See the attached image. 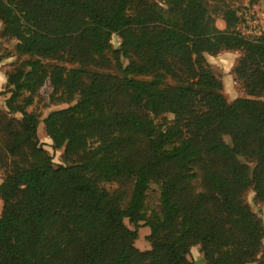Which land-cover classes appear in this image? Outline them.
<instances>
[{
	"label": "trees",
	"instance_id": "trees-1",
	"mask_svg": "<svg viewBox=\"0 0 264 264\" xmlns=\"http://www.w3.org/2000/svg\"><path fill=\"white\" fill-rule=\"evenodd\" d=\"M171 11L174 24L154 0H0V64L19 59L0 91V264H198L194 247L206 264H264L246 196L264 203V33L243 32L233 0ZM234 49L246 95L229 99L208 54ZM46 86L70 104L44 115Z\"/></svg>",
	"mask_w": 264,
	"mask_h": 264
},
{
	"label": "rangeland",
	"instance_id": "rangeland-1",
	"mask_svg": "<svg viewBox=\"0 0 264 264\" xmlns=\"http://www.w3.org/2000/svg\"><path fill=\"white\" fill-rule=\"evenodd\" d=\"M176 0H154V6L159 9L168 19V21L172 24L176 23L178 20V14L173 13L171 10L173 8L174 3ZM235 4L240 7L241 13L243 15V23L240 25L243 32L247 34H262L264 33V0H261L259 3L253 5L250 3V0H233ZM218 24L221 27L225 26V21L221 18L218 19ZM2 30V23H0V33ZM113 43L116 47L120 46L121 38L115 34L113 37ZM242 52L240 50H224L219 54H208L209 61L215 66L218 73L224 80L225 88L224 93L227 98L232 99L238 96L246 95L243 87L236 79V75L234 73V67L237 64L239 57L241 56ZM19 60L16 56L7 59L5 62L0 64L1 69L5 68V66L9 65L10 62ZM44 97L48 98V102L50 106L45 108L44 115H47L51 109H57L68 106L70 103L68 102H55L51 103L49 101L50 90L47 86L43 89ZM6 96L0 94V106L6 105L5 103ZM40 107V106H39ZM39 136L42 142L45 143V147L50 150V152L54 155L55 161L57 163L61 162V151H56L52 144V139L47 135L43 124H40L39 127ZM2 175L0 173V182L2 181ZM107 188L113 189L117 187L116 183H106ZM159 189L156 184L152 185V189L150 190V196H154L158 194ZM247 199L252 205L253 209L258 212L261 217L264 219V203H257L255 201V192L250 190L247 194ZM3 208V201L0 202V212ZM127 223H129V219H127ZM130 224V223H129ZM150 233L149 226L142 225L140 227V236L137 241V246L143 250L151 248V244L147 238ZM202 252L199 247H194L192 249V257L196 260L198 264H206V260L202 257ZM257 264V263H251Z\"/></svg>",
	"mask_w": 264,
	"mask_h": 264
},
{
	"label": "crops",
	"instance_id": "crops-1",
	"mask_svg": "<svg viewBox=\"0 0 264 264\" xmlns=\"http://www.w3.org/2000/svg\"><path fill=\"white\" fill-rule=\"evenodd\" d=\"M6 82H7V76H6L5 69L4 68L1 69V67H0V91L4 89ZM232 99H234V98H232ZM1 106L4 107V105H1ZM2 181H3V178H2ZM0 202H2V201H0Z\"/></svg>",
	"mask_w": 264,
	"mask_h": 264
}]
</instances>
